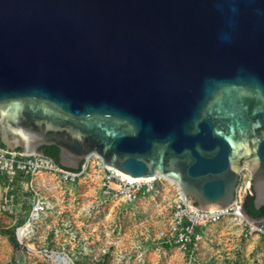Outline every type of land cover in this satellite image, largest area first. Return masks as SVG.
I'll list each match as a JSON object with an SVG mask.
<instances>
[{
  "label": "water",
  "instance_id": "1",
  "mask_svg": "<svg viewBox=\"0 0 264 264\" xmlns=\"http://www.w3.org/2000/svg\"><path fill=\"white\" fill-rule=\"evenodd\" d=\"M0 143L170 179L201 211L228 208L247 170L259 209L264 0H0Z\"/></svg>",
  "mask_w": 264,
  "mask_h": 264
},
{
  "label": "rangeland",
  "instance_id": "2",
  "mask_svg": "<svg viewBox=\"0 0 264 264\" xmlns=\"http://www.w3.org/2000/svg\"><path fill=\"white\" fill-rule=\"evenodd\" d=\"M247 174L242 171L238 189ZM41 175L47 179L40 184L35 180L34 188L53 208L26 227L22 240L17 232L25 227L32 194L20 178L5 190L9 179L0 175V264H55L52 255L65 258V264H264V237H244L242 229L228 219L207 227V236L191 260L165 236L168 205L175 194L169 184L164 183V193L156 202L98 205V190L88 176L65 185L48 173L37 178Z\"/></svg>",
  "mask_w": 264,
  "mask_h": 264
},
{
  "label": "built area",
  "instance_id": "3",
  "mask_svg": "<svg viewBox=\"0 0 264 264\" xmlns=\"http://www.w3.org/2000/svg\"><path fill=\"white\" fill-rule=\"evenodd\" d=\"M93 157L94 158L93 160ZM40 173H48L58 178L65 185H74L81 177H89L97 188L96 204L104 205L110 201H121L133 204L141 199L157 201L164 193L163 185L168 183L160 177L154 178H127L117 170L105 166L96 155L85 159L78 173L58 168L53 159L36 154L23 155L17 152H6L0 149V175L9 179L5 190L11 189L14 179H22L25 190L31 192V206L25 224L32 227V223L40 220L50 209L51 203L34 188V181ZM241 179V178H240ZM249 173L243 186L236 191L234 202L225 209L201 211L195 206L186 203V198L174 189V197L169 201L170 221L167 235L171 241L180 246L192 260L198 244L207 236V227L228 219L242 229L244 237L259 234L264 237V230L248 221L239 211L243 203V191L249 187ZM170 185V184H169ZM10 200H6V203ZM24 224V225H25ZM23 225V226H24ZM18 229V228H17Z\"/></svg>",
  "mask_w": 264,
  "mask_h": 264
},
{
  "label": "trees",
  "instance_id": "4",
  "mask_svg": "<svg viewBox=\"0 0 264 264\" xmlns=\"http://www.w3.org/2000/svg\"><path fill=\"white\" fill-rule=\"evenodd\" d=\"M0 148H3L1 143ZM37 152L42 153L47 157H50L55 162L57 161L58 149L55 146H42L38 149ZM242 209L244 213L251 219L259 220L264 218V205L261 206L259 209H255L253 204V194L247 195L245 197Z\"/></svg>",
  "mask_w": 264,
  "mask_h": 264
},
{
  "label": "bare ground",
  "instance_id": "5",
  "mask_svg": "<svg viewBox=\"0 0 264 264\" xmlns=\"http://www.w3.org/2000/svg\"><path fill=\"white\" fill-rule=\"evenodd\" d=\"M123 176L129 178L126 175H123ZM160 178L163 179V180H165L168 184L176 186L173 183V181H171L170 179H166V178H163V177H160ZM24 226L25 227L20 228L19 231L17 232V237H18L19 240H22L23 237L28 233V229L26 227H29L30 225L26 224ZM51 259L55 262V264H65V262H66V259L65 258H61V257L56 256V255H52L51 256Z\"/></svg>",
  "mask_w": 264,
  "mask_h": 264
},
{
  "label": "crops",
  "instance_id": "6",
  "mask_svg": "<svg viewBox=\"0 0 264 264\" xmlns=\"http://www.w3.org/2000/svg\"><path fill=\"white\" fill-rule=\"evenodd\" d=\"M47 179V176L46 175H41L39 176L38 178L36 177V184H40V183H44V180Z\"/></svg>",
  "mask_w": 264,
  "mask_h": 264
}]
</instances>
